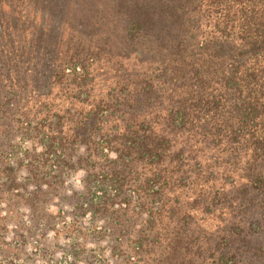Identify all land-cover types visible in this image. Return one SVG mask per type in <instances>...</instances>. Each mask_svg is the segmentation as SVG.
I'll use <instances>...</instances> for the list:
<instances>
[{"label":"trees","instance_id":"obj_1","mask_svg":"<svg viewBox=\"0 0 264 264\" xmlns=\"http://www.w3.org/2000/svg\"><path fill=\"white\" fill-rule=\"evenodd\" d=\"M3 95L37 97L32 163L85 172L84 216L133 205L161 264H264V0H0Z\"/></svg>","mask_w":264,"mask_h":264},{"label":"rangeland","instance_id":"obj_2","mask_svg":"<svg viewBox=\"0 0 264 264\" xmlns=\"http://www.w3.org/2000/svg\"><path fill=\"white\" fill-rule=\"evenodd\" d=\"M3 97L0 98V264H161L157 258L163 244L155 242L153 235L144 248L137 247L134 236L141 230L143 218L134 211L133 205L120 210L119 214H125L117 225L121 232L115 231L111 227L113 221L103 218L106 213L84 216L77 206L83 199L79 194L85 191L83 170L65 171L61 182L53 177L54 172L48 165H43V160L32 163L33 151L29 149L34 147L35 133L27 131L22 114H36L40 105L34 102L37 97H28V101L27 95L21 100L9 98V105L4 103L8 96ZM36 116L40 118L39 114ZM87 124H92V118L84 126ZM32 167L34 172H29ZM47 170L51 171L50 177L42 184L48 190L33 196L37 180L34 173L42 176L48 174ZM4 173H10V177L15 175L22 183L21 193L10 190L8 184L3 185ZM49 180L53 186L48 188ZM167 219L168 210L158 215L157 228L162 227L161 220ZM41 220L56 223L58 231L49 229L50 224L43 226ZM65 233L70 235L67 237ZM135 252L140 253L135 255Z\"/></svg>","mask_w":264,"mask_h":264}]
</instances>
